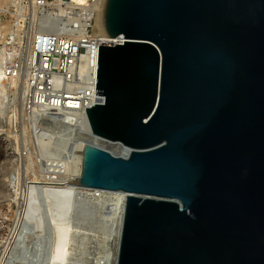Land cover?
Wrapping results in <instances>:
<instances>
[{"label":"water","instance_id":"water-1","mask_svg":"<svg viewBox=\"0 0 264 264\" xmlns=\"http://www.w3.org/2000/svg\"><path fill=\"white\" fill-rule=\"evenodd\" d=\"M76 187L126 200L115 264H264V0H100ZM158 199L181 204L177 220Z\"/></svg>","mask_w":264,"mask_h":264},{"label":"built area","instance_id":"built-area-1","mask_svg":"<svg viewBox=\"0 0 264 264\" xmlns=\"http://www.w3.org/2000/svg\"><path fill=\"white\" fill-rule=\"evenodd\" d=\"M98 1L87 0L78 4L76 0H0L1 29L8 23L32 25V42L28 48L17 44L13 36H0V84L4 86L0 87L3 90L0 98L5 105L2 107L4 111L0 110V137L7 135L12 128L20 133L27 119L38 136L39 156L51 160L53 145L61 143L62 149H68L70 144L72 169L76 143L81 135L90 134V129L88 125V129L83 127V118L65 116V111L73 107L64 106V99L79 100L77 95H81L88 84L86 72L78 71L79 53L90 41L87 36L89 32L92 34ZM43 34L62 36L68 42L60 55L59 68L54 59L57 53L54 41H45ZM123 42L119 36L108 44ZM12 107L16 109L10 116Z\"/></svg>","mask_w":264,"mask_h":264},{"label":"rangeland","instance_id":"rangeland-1","mask_svg":"<svg viewBox=\"0 0 264 264\" xmlns=\"http://www.w3.org/2000/svg\"><path fill=\"white\" fill-rule=\"evenodd\" d=\"M93 26L94 24L92 29ZM1 34L13 36L17 39V44L28 48L32 42V25L8 23L6 28L4 26L0 28V36ZM90 34L91 32L88 38L92 41L93 33ZM15 109L13 107L10 114ZM26 120L20 133L14 132L12 128L7 135L0 137V196L7 191L4 181L12 176L14 168L18 169V180L21 183L27 182L29 186L39 184V193L36 194L34 211L28 214V219L23 214L22 220L19 218L18 202H13L12 198H0V263L4 261V264H112L115 231L110 202L114 199L105 195L100 198L98 195L74 193L70 196H75L70 198L68 195L58 193L52 195L53 190L45 191L43 189L45 184L42 182L50 181L49 177L56 186L67 184V177L70 175V169L72 170L69 162L72 148L69 144L68 149H62L61 143H57L53 145L52 159H42L38 152V136L34 133L31 121ZM10 123H13L12 118ZM105 149L110 148L106 146ZM24 191L19 185L20 198L23 197ZM57 220L59 223L64 220L65 225L66 223L70 225L69 227L67 224L68 250L65 258L61 260L63 262L52 261L50 257L54 238L53 224L54 221L58 222Z\"/></svg>","mask_w":264,"mask_h":264},{"label":"bare ground","instance_id":"bare-ground-1","mask_svg":"<svg viewBox=\"0 0 264 264\" xmlns=\"http://www.w3.org/2000/svg\"><path fill=\"white\" fill-rule=\"evenodd\" d=\"M76 2L78 4L79 3L82 4V3H86L87 0H76ZM99 4H100V0L98 1V3H96L97 13L95 14V21H94V26L92 29L93 39H92V41H89V43H86L83 46L81 53H79V57L81 59V62H80V67H79L78 71L80 73L82 72V70H84L86 72L88 84L86 87H84L82 94L77 95L78 96L77 98L79 100L64 99V106H72L73 107V109L65 111V114H66L65 116H76L79 120L80 119L82 120V118H83V121H84L83 127L84 128H87V125L89 126V123L87 122L86 114L84 111L85 107L88 105L94 104V103H103V100H104L102 95L95 94L98 47L100 46V43L108 44L112 41V38L102 36V32H101V28H100V12H101V9H99ZM94 7H95V5H94ZM42 37H43L42 39H44L45 41L48 40V41H50V43L54 41V44L56 46L55 50L57 52L56 54H54V59L56 60L57 68H59L60 59H61L60 55H61L62 51L64 50L63 48H64L65 44L66 43L68 44V42H66L62 36L55 37V36H52L50 34H43ZM66 48L68 49V45H66ZM65 51H68V50H65ZM44 61L45 60H43L42 62L44 63ZM72 61L73 60H71V62ZM0 87H4V86H2L0 84ZM1 91H3V90H0V95H1ZM0 103H1L0 104L1 105L0 110L1 109L3 110L4 108H2V107H4L5 105L2 104L1 98H0ZM11 115L12 114H10V116ZM77 141H78V139H77ZM86 143L95 144L97 146L104 147V148L106 146H108V148H110V149L112 148V150L109 149V151H111L112 153H115V154H123L125 152V150L120 145L115 144V143L104 142L103 140H101V139H99V138H97L91 134L81 135L79 141L76 143V147H77L76 149L78 150V148L80 147L81 144L86 145ZM66 160H68V157ZM69 162H71L70 159H69ZM71 165H68V166L70 167ZM70 171L72 173L70 172L69 177H67L65 175L68 178L67 184H64L62 186H56V184L54 182H51L52 181L51 177H49L50 181L42 182L43 184H45V185H43L44 186L43 189L45 191H49V192L51 190H53L55 192V194H53L54 192L51 191L52 195H57L56 193H58L59 195L60 194L68 195V197H70V198L75 196V195L70 196L71 193H74V194H79V195L85 194L88 196H97L98 195V196H100V198L102 195H105L107 197L108 196L111 197L112 200L114 199L110 203L112 206L111 212H113V215H114L113 227H114V231H115V233H114L115 234V239H114L115 246H114V252H113V255H114L113 260L114 261L112 262V264H115L116 253H117V248H118L119 233H120V226H121L122 215H123L124 202L126 200H130L132 204H136V203L145 204L146 201L151 199V198L146 197V196H142V195L123 193L120 191H107V190H100V189L76 187L73 183H68V182L74 180L76 177L73 169L72 170L70 169ZM18 178H19L18 169L14 168V170L12 172V176L9 178H6V180L4 181V184L6 183L7 191L5 193H3L2 196H0V198H10V199L12 198L11 200L13 202H15V201L18 202L19 211H20L19 218L21 217L20 219L22 220V216L24 217L23 214H25V217L28 219V217H29L28 214H32V212L34 211L36 194L39 193V191H38L39 184H31L29 186L27 184V182L21 183V181L18 180ZM61 184H63V183H61ZM19 185L21 186V188L23 190H25L22 198H20L18 196L19 195V193H18ZM68 197H67V199H68ZM25 198H27V199H25ZM61 198H63V197H61ZM79 198H80V196H79ZM56 199H60V198H56ZM64 199H65V196H64ZM61 200H63V199H61ZM158 200L161 201L166 206H168L173 211L175 218L177 220L179 219L180 212H181V204L178 200H176V199H158ZM68 201H69V199H68ZM23 212H26V213H23ZM68 212H69V209H68ZM57 221L58 222L54 221V224H53L54 225L53 226L54 238L52 241V246H51L52 249H51V255H50L52 261L63 260L65 258L66 252L68 250L67 249V241L69 238L68 228L70 227V225L68 223H66V225H65V223L63 222L64 220L61 221V223H59V220H57ZM62 223H64V224H62ZM67 224L69 227L67 226ZM61 262H63V261H61ZM0 264H4V261H2Z\"/></svg>","mask_w":264,"mask_h":264}]
</instances>
